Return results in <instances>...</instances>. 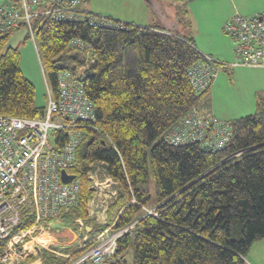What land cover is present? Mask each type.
I'll list each match as a JSON object with an SVG mask.
<instances>
[{
    "label": "trees",
    "instance_id": "trees-1",
    "mask_svg": "<svg viewBox=\"0 0 264 264\" xmlns=\"http://www.w3.org/2000/svg\"><path fill=\"white\" fill-rule=\"evenodd\" d=\"M33 26L52 95L58 73L70 70L94 107L68 170L79 183L78 204L61 221L90 223V178L99 168L102 178L115 183L116 196L97 233L131 226L102 264H127V257L131 264H246L252 244L264 239V98L258 96L253 114L229 121L232 138L225 149L169 146L164 137L182 117L202 100L205 108L210 104L209 90L195 93L187 77L204 60L191 37L172 26L132 23L119 29L41 17ZM7 36H0V115L41 119L45 105L35 103L18 48L5 47ZM71 39L91 48L92 61L83 69L84 57L68 49ZM54 136L65 140L62 132ZM32 224L25 216L15 232ZM7 242L0 241V255ZM91 245L52 249L69 258L40 249V264H68Z\"/></svg>",
    "mask_w": 264,
    "mask_h": 264
},
{
    "label": "built area",
    "instance_id": "built-area-1",
    "mask_svg": "<svg viewBox=\"0 0 264 264\" xmlns=\"http://www.w3.org/2000/svg\"><path fill=\"white\" fill-rule=\"evenodd\" d=\"M87 2L0 0V36L25 28L35 44L33 22L41 17L61 23L86 21L90 26L124 27L125 22L93 15L85 8ZM223 33L233 44L235 61L230 67L264 68V9L249 16L234 13L224 23ZM68 49L84 57L81 69L92 61L91 48L83 41L71 39ZM203 58L187 73L197 94L208 91L218 73L215 60L207 55ZM47 90L41 119L0 115V241L8 239L0 264H17L30 255L25 254L26 241L35 240L42 232H52L51 225L60 224L62 216L78 204V181L64 183L60 172L70 175L68 170L74 165L76 149L83 139V124L93 121L94 107L70 70L58 73L56 96ZM56 132L64 134V142L54 136ZM231 138L229 121L203 118L193 108L165 135L164 141L173 147L198 144L202 149L218 152L228 146ZM91 178L92 186L97 185L96 175ZM114 197L115 193H111L110 198ZM25 216L33 218L32 226L15 232ZM130 228L110 232V227L102 231L90 242L88 250L68 264H102L115 254L118 239Z\"/></svg>",
    "mask_w": 264,
    "mask_h": 264
},
{
    "label": "rangeland",
    "instance_id": "rangeland-1",
    "mask_svg": "<svg viewBox=\"0 0 264 264\" xmlns=\"http://www.w3.org/2000/svg\"><path fill=\"white\" fill-rule=\"evenodd\" d=\"M87 6L93 15L111 17L113 19L117 17L116 20L118 21L139 26L156 25L169 27L171 25L170 22H173L175 26L172 27V31L180 35H189L190 37L193 35L196 46L202 54L227 56L224 60L223 58L215 57L220 60L218 61L220 65L215 66L218 73L212 82L209 93L211 105H208V108L210 107V113L213 114L212 118L221 121L218 115H226L227 118L222 121H230L251 115L255 111V103L258 96L264 97V94L261 93V90L264 91V68L230 67L235 61L233 44L223 33L224 19L232 12L231 3L228 0H88ZM220 26L221 31L219 30ZM5 35H8L5 47L18 48L19 50V67L23 76L34 86L35 103L39 106H44L48 86L46 85L47 82H45V74H43L40 66V58L38 59L36 52V41L34 44L25 28L15 29L11 33L2 36ZM221 65L226 68H222ZM206 108L204 107V100L197 107L200 113L206 112ZM96 177L98 181L104 179L99 174V168L96 169ZM109 202H107V206ZM62 223L63 226L72 228L75 232V237H77L78 233H85L83 225L90 224H85L82 220L79 223L76 219H71L68 223ZM64 231L66 230H61V232ZM55 233L51 231L49 233L42 232L35 240L26 241L25 254L36 257V260L30 263L27 261V256L22 258V260L19 259L17 264H34L36 261L41 263L39 258L40 249L69 258L70 255H63L52 251V249L58 248L60 245L66 246L64 248L73 246L76 248V242L73 243L75 237L71 233H67V231L62 234ZM33 237H36V235ZM47 237H52L53 241L42 242L39 240ZM55 243H58V246H53ZM254 244L250 249V255L246 256V264H254L256 262L254 259L256 253H263V244L257 243L255 246ZM35 247L39 248L38 253L32 255L31 253ZM76 250L78 249L76 248ZM126 260L127 264H131L129 257ZM15 262L13 261V263Z\"/></svg>",
    "mask_w": 264,
    "mask_h": 264
},
{
    "label": "crops",
    "instance_id": "crops-1",
    "mask_svg": "<svg viewBox=\"0 0 264 264\" xmlns=\"http://www.w3.org/2000/svg\"><path fill=\"white\" fill-rule=\"evenodd\" d=\"M228 1L231 3L232 12H230L227 15V17L224 19L223 23H225L234 13H239V14L244 15V16H249V15H252V14L264 9V0H228ZM85 8L88 11H90V8L87 6V4H86ZM116 19H117V17H116ZM125 20H128V19H125ZM128 21H130V20H128ZM130 22H133V21H130ZM170 24H171L170 26H172V27L175 26V25H173L174 24L173 22H170ZM143 26H148V25H143ZM219 30L221 31V26H220ZM186 36H189V35H186ZM191 38L193 39L195 47L198 49V47L196 46V42H195L194 36L192 35ZM207 56H210V57H212L213 59H215L217 61H220L219 59H216L217 57L223 58V60L226 59V57H227V56L223 57L222 55H217V54H215V56L214 55L212 56L211 54H209ZM210 90H211V88L209 89L208 93H210ZM261 93L264 94V91L261 90ZM210 100H211V97L209 95V101ZM210 105H211V103L209 104V106ZM209 108L207 107L206 108L207 111L203 112V113H200V114L205 116V117H207V118L213 117L212 116L213 114L210 113L211 111H210ZM218 117L221 120H224L225 118H227L226 115H218ZM90 179H92V178H90ZM95 180L97 181V185L94 184L92 186V183L90 182L91 183L90 184V186H91L90 188H92V190L94 191L93 196L95 195V197H92L91 201L87 205L88 206V217H89V220H90V224L89 225H83V227H84L83 229L85 230L84 231L85 233L84 234L78 233L77 237H75V239L73 241V243L76 242V244H75L76 246L75 247L78 250H81V249H83V247H85L86 245L90 244V242L99 233H101V232L97 233L96 225H101V224H103L105 222V211H106V207H107V202L108 201H112L113 199H115V197L114 198H110V194L111 193H115V196H116V185L114 183H110L109 184V181L106 180V179H103L102 181H98L97 179H95ZM76 221L80 222L81 220H76ZM60 225L63 226V223H60ZM70 226H72V225H70ZM70 229L72 230V228H70ZM61 230L62 229H59L57 232H61ZM77 230H78V228H77ZM112 231L113 230L111 229L110 232H112ZM50 241H53L52 237H50ZM254 243H253L254 246L257 243H260V244L262 243L263 246H264V239L260 240V241H257V242H254ZM57 244L55 243V244H53V246L56 247V246H58ZM64 247H66V246L60 245V247H58V248L60 249V248H64ZM38 250H39V248L35 247L31 254L32 255H36L38 253ZM262 250H263V253H261V254L256 253V256L254 258L256 260V262L253 261L254 264H264V248ZM250 251L251 250H249V252H248L249 255H250ZM34 264H40V261H36Z\"/></svg>",
    "mask_w": 264,
    "mask_h": 264
},
{
    "label": "water",
    "instance_id": "water-1",
    "mask_svg": "<svg viewBox=\"0 0 264 264\" xmlns=\"http://www.w3.org/2000/svg\"><path fill=\"white\" fill-rule=\"evenodd\" d=\"M60 177H61L62 182H64V183H68V182H70L71 180L74 179V176L73 175H71V174L69 175L65 171H61L60 172ZM51 228L54 229V230H56V232L59 229H63V230L65 229V230L69 231L75 237L74 232L69 227L61 226L58 223H54V224L51 225Z\"/></svg>",
    "mask_w": 264,
    "mask_h": 264
},
{
    "label": "bare ground",
    "instance_id": "bare-ground-1",
    "mask_svg": "<svg viewBox=\"0 0 264 264\" xmlns=\"http://www.w3.org/2000/svg\"><path fill=\"white\" fill-rule=\"evenodd\" d=\"M39 240H41L42 242H48V241H50V237L40 238Z\"/></svg>",
    "mask_w": 264,
    "mask_h": 264
}]
</instances>
